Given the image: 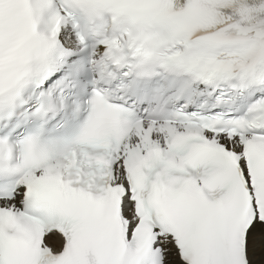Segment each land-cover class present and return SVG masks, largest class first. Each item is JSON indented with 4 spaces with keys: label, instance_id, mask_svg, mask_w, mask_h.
I'll return each instance as SVG.
<instances>
[{
    "label": "snow or ice",
    "instance_id": "obj_1",
    "mask_svg": "<svg viewBox=\"0 0 264 264\" xmlns=\"http://www.w3.org/2000/svg\"><path fill=\"white\" fill-rule=\"evenodd\" d=\"M0 264H264V0H0Z\"/></svg>",
    "mask_w": 264,
    "mask_h": 264
}]
</instances>
